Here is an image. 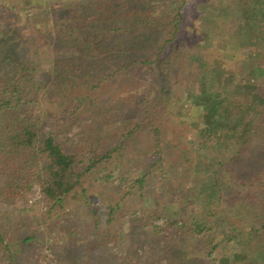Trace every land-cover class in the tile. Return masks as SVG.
<instances>
[{"label":"trees","instance_id":"1","mask_svg":"<svg viewBox=\"0 0 264 264\" xmlns=\"http://www.w3.org/2000/svg\"><path fill=\"white\" fill-rule=\"evenodd\" d=\"M199 1L0 0V205L39 188L72 264L113 262L129 212L153 262L264 264V0L209 2L216 32ZM1 214L0 261L39 264L31 218Z\"/></svg>","mask_w":264,"mask_h":264},{"label":"rangeland","instance_id":"2","mask_svg":"<svg viewBox=\"0 0 264 264\" xmlns=\"http://www.w3.org/2000/svg\"><path fill=\"white\" fill-rule=\"evenodd\" d=\"M47 1V0H46ZM216 0H207V2H198L196 5V10L193 13V18L191 22H195L199 25H202L204 29L208 32H216L219 29L221 24L220 20L211 21L208 20L213 18L211 11L208 10V3L214 2ZM201 11H205L207 19L200 17ZM24 19L25 17L22 16ZM29 21L39 27L45 28V23L48 21L49 16L47 14H37L29 15ZM197 19V20H195ZM234 38L237 41H243L242 34L238 31L233 32ZM230 48V47H229ZM220 49H228V45L225 40L221 41L219 45L214 49V57L217 55ZM231 49H234L231 47ZM246 51V50H245ZM255 53L264 54V44H259L252 47V50ZM226 54L231 56L232 52L228 49ZM237 71L240 72L241 78L245 82L252 81L255 77H261V74L258 69H245L242 71L240 64L237 62L234 63ZM178 102V113L182 118L187 119L190 114V105L183 103L181 94L177 97ZM40 111H37L39 114ZM194 185V181L191 179L185 180V187H190ZM80 193L76 192L75 196L71 200H66L63 202L66 207H70L75 201L80 200ZM151 205L150 199H145L144 206L149 207ZM36 209V212L34 211ZM47 209V204L42 199V193L39 188H36L25 200L16 202L13 205H0L2 217L10 216L11 222L14 219H18L19 216H25L31 218V222L38 229L43 237V244L38 247L35 258L39 264H72L74 262V257L70 253L68 254L65 250V240L63 239L62 234L59 232V228L51 227L50 219L48 215H44ZM171 216H177L180 214V211L173 205L172 210L169 212ZM123 224L121 227V235H123V242L119 247H111V253L107 256L112 257L114 255V261L108 262L104 257L97 256L95 263L90 261L89 256H84L79 258L76 261V264H129L130 256L134 257V263L140 264H168L167 259H160L157 262H153L151 258V250L153 240L149 239L144 233L147 228H151V225L148 227L139 226L135 216L132 212H129L123 219ZM162 218L155 220V223H161ZM145 229V230H144ZM136 230V231H134ZM139 230V231H138ZM27 231V230H26ZM134 236V238H133ZM136 242V245L133 246V243ZM157 247V246H156ZM101 258V259H100ZM0 264H3L0 261Z\"/></svg>","mask_w":264,"mask_h":264}]
</instances>
